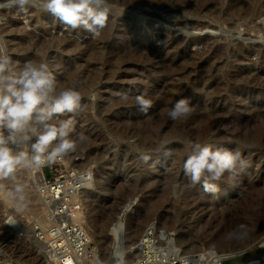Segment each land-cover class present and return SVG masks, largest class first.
Wrapping results in <instances>:
<instances>
[{
    "label": "rangeland",
    "instance_id": "rangeland-1",
    "mask_svg": "<svg viewBox=\"0 0 264 264\" xmlns=\"http://www.w3.org/2000/svg\"><path fill=\"white\" fill-rule=\"evenodd\" d=\"M148 9V7H141L133 9L132 11L127 10L126 13H122L123 10L121 12V9L111 6L109 15V24L111 23L113 26V32L111 33H114L113 35H116L118 31L121 33L122 27L120 26L124 24L142 28L145 24L150 23L149 25L151 28L147 31L148 33L140 36L142 39L137 37L133 39V41L140 44L148 43L154 49L156 48V50L165 48L163 37H166L168 40L171 39L169 40L170 42L181 41L184 42V47L186 44L189 46H187L183 55H196L199 53L200 57H206H203L204 59H202L203 61L206 60V63H210L212 60L211 57L205 54L208 50L213 51V49L215 50L217 47H226L228 54L226 53L225 56H227L224 57L232 63L233 61L230 59L233 58V52L237 51L236 48L238 47H244L251 51L252 54L249 57L250 59L246 58V60H244L245 62L243 61L242 64H234V67L232 66L230 69L228 68L229 70H227L230 71L232 69L231 72L241 73L244 76H246V73H250V75L256 76L255 78L254 76H251V79L256 80L258 77V82H264V78L262 79V77H264V62L262 58L264 55V15H258L254 18L239 17V19L237 16H234L228 17L229 20L227 19L226 21H222L221 19H218L216 15L213 16V14L210 15L209 13V15L205 14L204 18V15H202L200 20L210 25V28L208 27L199 31L193 30L189 26L191 22L198 19H194L197 16L193 17L192 15H185L184 17L183 14L179 15L172 11H168L167 13V11L159 12ZM177 15H179V17ZM10 22H14L16 26H11ZM179 27H183V29L180 31ZM259 29L262 32H260ZM28 36L38 40L43 39L42 42L48 44L56 40H63V42L67 41L69 43L74 42V44L78 45L80 48L79 51L84 50L86 47H95L101 52L104 51V46L101 41L102 33L99 36L94 37L91 33L82 29H78L74 32L66 31L64 26L58 23L57 19H55L51 14L41 11L39 7L30 9L28 15L17 14L16 10L12 9L11 13L7 15L6 23L0 25V42H3L6 45L8 54L12 56L14 61L19 58L17 59V61L20 62V64L17 65L18 68L22 67L25 61L30 60V56H27V53H25L24 49H21L22 46L20 45V39ZM115 42L113 44L114 47L117 48L119 45L120 46L118 48L125 47V42L117 41V44ZM205 47L206 50L204 49ZM71 49L73 50L74 48ZM202 49L204 53H202ZM31 52H34V55L37 54L33 48L29 50L28 53ZM177 55L181 56L182 53L181 55ZM75 60H80L78 52L68 53L64 51L58 53L54 51V49L48 50L46 56L43 58V61H47L50 64L53 73L59 82L66 79V74L60 67L57 66V64L59 62L71 63ZM243 64L246 65L244 66ZM116 70L117 69L113 70L114 72H111L108 75L110 81L107 79L108 77H104V75L101 76V79H99L100 81L97 79L98 81L96 80V83L92 88V94L90 93L88 96L82 95L84 96L82 99H91L90 102L95 101L96 103L102 104L106 101L104 99H107L109 94L115 96L118 92L128 91L131 93L133 90L142 88L143 85L141 82L145 79V75L143 73L132 75V72H126L125 68H122L123 71L121 69ZM203 71L205 70H202L200 73V82H198L199 80L197 78L193 81V83L206 87V85L210 83V79H207V77L205 78V72ZM123 72L124 74H122ZM85 73L86 72L80 73L78 78L80 77L79 79L82 81L86 80L85 78L87 74ZM112 73H114L116 77ZM202 75L205 79L202 78ZM132 79L136 82L131 83ZM147 80H144L145 84ZM127 81L131 84L129 82L127 83ZM258 82V86L256 87L257 90L249 89L244 93L246 95H244V99L246 101L244 102L243 100L242 105L250 103V105L255 107L259 106L263 112L264 84L263 82H259L262 84H259ZM113 85L115 86V90L113 89ZM259 87H262L263 89ZM237 92H240V90ZM103 96H106V98ZM157 96L159 97L160 94H157ZM217 102L218 103L216 104L219 106L224 104L221 100H217ZM101 109L95 106L91 107L88 111V115H91L93 121L90 127L94 128L95 131H97L98 136L106 142L107 145H104L105 147H91V149L79 144L76 152L70 153L63 160L52 165L32 170L19 169L17 173V180L15 182L0 178V264H47V257L41 252V250H37L38 248L36 243V239L42 242L47 241L46 234H48V231L53 225L50 219L52 209L46 201V188L50 186L52 187L57 183L64 184L66 182L72 188L81 180L82 173L89 172L87 170H90L89 173H91V177L93 179L91 183V186L93 187L92 190L94 192L93 196H99V198H101L100 201L107 204L109 207L108 212L106 213V220L110 219L114 215L121 201L134 199L136 203L140 205L137 213L135 214L139 218H137L139 221H137V225L139 224L140 231L147 225L151 224V230L149 232H151L152 235L158 236L156 228H158L160 232H164L165 235L173 234L174 238L176 235L181 237L183 232H186L188 234H186L188 238L184 240L185 243L183 244L189 245V247L192 246L194 250L190 247L191 252L204 249L205 247H208L209 244L213 246V242L215 243L214 247L216 248L214 251L212 250L213 252L217 250V253L219 252L221 254L235 252L234 255L231 254L229 257L225 256V258L221 259L222 262L219 264H264V237L261 241L249 245L248 247L236 246L233 248L231 247L230 250V246L243 243L246 240L245 237L240 238V240L233 244L227 246L222 245L224 247L226 246L225 248L218 247L221 246V244H226L225 238L229 235V233L237 230V227L240 224V218L244 216V210L248 205L247 203L250 202L248 200L252 197L251 194L253 191L251 189H253V187L264 188V186H262L264 185V138L258 146H251L250 153L243 155V157L248 161V166L240 171L239 176L233 181L228 182L225 180L223 183H220L219 186L221 187L218 195L213 196L209 193H205L202 186L199 185L193 189L191 188L190 193L185 195L189 188L184 187V185L188 184V180L185 178L183 165L174 170L170 166V162L173 159L172 157L177 155L174 151L175 148L180 146V144L181 146H187L188 144L183 142L181 143L179 139H174L162 143V148L160 147V150L157 152H153L151 150L145 151L142 148L140 149L138 146L139 139L137 137H132L131 134L124 133L122 125L103 121L105 115L103 108ZM127 112H129V110H125L124 108L119 110V113H121L120 116H124ZM138 114V118L145 115V113L140 110L138 111ZM261 124L263 123L259 121V123L254 126L251 124L249 128H246L247 130H245V128L242 129L246 132ZM86 125L87 124L76 120V131L72 134V138L75 139L77 137V134H79L78 131H86V129L89 128V126ZM243 127H245V125ZM192 145L194 144L191 143L188 146L192 147ZM241 148L240 144H232L230 145V148L228 147V149H232L233 151H240ZM123 150L125 152V157L115 158L116 155L118 153H122ZM168 150H172V154L163 155V153ZM152 153H155L158 156L160 155V157L156 158V160L152 158L147 162V164H145L141 160V156L150 155ZM39 170L43 176L42 179L38 180L35 177V173ZM171 177L172 179H170ZM166 179L168 181L171 180L172 182L169 188H164V185L167 183ZM185 179L186 181H184ZM18 185L21 187L22 193L25 196L23 206L18 199L10 198L8 195V192L15 191ZM177 185H180V187H177ZM33 187L35 188L33 189ZM105 187H109V189H107L108 191L102 190V188L104 189ZM156 188L158 189L156 190ZM119 190L122 195L117 196L115 192H118ZM152 190L156 192L153 193ZM192 190L194 191L192 192ZM202 195L204 196L202 197ZM86 201L90 209L95 207L99 211L101 206L98 205L97 202H94L92 197L86 198ZM154 201L159 202L158 205L157 203H154ZM44 210H46V213L42 215L40 212L43 213ZM177 213H180L179 217H176ZM92 215L94 216V212ZM11 218L13 220L17 219L16 221H19V223L24 225L25 228L28 226L26 231H31L29 228L31 227L35 233L27 234L22 231L19 232L13 227L14 221L11 220ZM211 222L214 223V225H212V231H206L209 227V223ZM189 235H191L190 238ZM32 236H35L36 239H33ZM143 238H145V235ZM232 249H235L233 250L234 252ZM222 250L229 252H220ZM239 250L241 251L239 252ZM188 255L192 256L194 254ZM173 258L167 261H161L162 259H158L157 261H165L166 264H187L186 257L183 260H178L176 257L174 258L176 260H173ZM252 260H254V262Z\"/></svg>",
    "mask_w": 264,
    "mask_h": 264
},
{
    "label": "bare ground",
    "instance_id": "bare-ground-1",
    "mask_svg": "<svg viewBox=\"0 0 264 264\" xmlns=\"http://www.w3.org/2000/svg\"><path fill=\"white\" fill-rule=\"evenodd\" d=\"M110 3L111 6H115L116 8L121 9V12L123 10L122 13H126L127 10L132 11L133 9L136 8L148 7L152 11L153 10L159 12L167 11V13L168 11L170 12L172 11L179 15L183 14L184 17L185 15H192L193 17L197 16L194 19L197 18L198 19L196 21L191 22L189 26L191 27V29L199 30V31L206 29L210 26L204 21L200 20L202 15H204L203 16L204 18L205 14L209 15V13L210 15L213 14V16L216 15V17L218 19H221L222 21L223 20L226 21L228 17H234V16H237L239 19V17L254 18L258 15H264V0H246V1L243 0H110ZM11 11L12 10L3 11V12L4 14L8 15L11 13ZM179 15L177 16L179 17ZM10 23L11 26L13 27L16 26L14 22H10ZM58 23L61 24L59 20ZM149 24H145L142 28H138L134 25L131 26L128 24H124L120 26L122 27L121 33L118 31V33L116 32L117 33L116 35H113L114 33L113 34L111 33L113 32L112 31L113 26L111 23L110 24L108 23V26L102 32L101 41H102V45L104 46V51L102 52L97 50L95 47L93 48L86 47L84 50L79 51L80 48L78 47V45L74 44V42H70V43L67 41L63 42V40L52 41V43L48 44L42 42L43 39L38 40L35 38H31L29 36L20 39L21 40L20 45L22 46L21 49H24L25 53H27V56H30L29 57L30 60L43 61V58L46 56V53L50 49H54V51L58 53L64 51L68 53L78 52V54L80 55V60H75L72 61L71 63L59 62L57 66L60 67L63 70V72L66 74V79L64 81L62 80L60 81L61 87H77L81 91L82 95L88 96V94L90 93L92 94L93 92L92 88L95 85L96 80L101 79L102 75H104V77L105 76L108 77V75L111 72H114L113 70L115 69L122 70V68H125L126 72L130 71L132 72V75L143 73L145 75L144 80L148 79L146 81V84L142 79L143 80L141 82L143 85L142 88L138 90L137 89L133 90V92L130 93V99L128 101H121L118 95L115 96L113 95L114 96L113 97L110 94L108 95L107 99H104L106 100L104 103L101 102L102 104L96 103L94 101L96 103L95 104L93 101L90 102L91 99L86 100V98H83L82 104H86L87 107L84 111L79 112L74 117L75 121L76 120L81 121L84 124H87L86 126H89V128L86 129V131H78V133H82L86 137V140L81 144L88 148L91 147L100 148V146L105 147L104 145H107L106 142L102 140L100 136H98L97 131H95L94 128L90 127L93 121L91 115L90 114L88 115V111L91 107L94 106L98 107L99 109L103 108V112L105 115L103 118L104 122L118 123L122 125L124 133L131 134L132 137H137L139 139L138 141L139 148L140 149L142 148L145 151L151 150L153 152L155 151L157 152L160 150L161 145H163L162 143L174 139L176 140L179 139L181 143L183 142L188 145L191 143L192 144L198 143L201 145L211 144L213 146L225 147L227 149L228 147L230 148V145L232 144H240V146L242 147L240 149L242 155H246L250 153L251 146L253 145L258 146L259 144H261V141L264 138V126H263L264 111L262 112L259 106L255 107L253 105H250V103L246 105L244 104L242 105L243 100L244 102L246 101L244 99V95H245L244 93L247 92V90L249 89L257 90L256 87L258 86L257 82L259 79L258 77L256 80L251 79L250 77L252 75H250V73L249 74L246 73L245 74L246 76H244L241 73L231 72L232 69L228 71L234 64L237 65L242 64L243 61L246 60V58H249L252 54L251 51L247 50L244 47L236 48L237 51L233 52L234 55L232 54L233 55L232 57L234 59L233 58L230 59L231 61H233L231 63L225 58L227 56V55L225 56V54L228 52L227 48L225 47L226 48L225 49V48L217 47L215 48V50L213 49V51L208 50L205 52L207 56L212 58V60L210 59L211 60L210 63H206L205 62L206 60L205 61L202 60L204 59L203 57L205 56L200 57L199 53H197L199 55L197 54L183 55L188 45L186 44L184 47L183 46L184 42L181 41H180L181 43L179 41L170 42L169 40L171 39L168 40L166 37H163L164 39L166 38L165 40L163 39L165 48L160 50L158 49L156 50V48L154 49L148 43L140 44L136 41H133V39L146 35V33H148L147 31L150 30L151 28ZM179 28L180 31L183 29V27H179ZM260 32L262 31L260 30ZM115 41L125 42V47L118 48L120 46L119 44L117 48L114 47L113 44ZM32 48L34 51L37 52V54L34 55V52L28 53L29 50H31ZM71 48L74 49L72 50ZM204 49L206 50V47ZM202 53H204V51ZM177 54H180L181 56ZM262 58L264 62V55L262 56ZM202 70H205L203 71L205 72L204 73L205 78L207 77V79L208 78L210 79L209 80L210 83H208L206 87L205 86L202 87V85L200 86L199 84L193 83V81L196 80L197 78L199 80V77H201L200 73L202 72ZM82 72H86L85 74H87L85 78L86 80L83 81L79 79L80 77L78 78L79 74ZM124 72L122 74H124ZM114 75H110V76H114ZM255 77L256 76H254V78ZM263 78L264 77H262V79ZM107 79H109V77ZM134 79H132L131 83L136 82L133 81ZM128 82L129 81H127V83ZM198 82H200V80ZM259 82H263V81H259ZM114 88L115 86L113 87V89ZM145 88L148 89L149 96L153 99L154 104L153 107L149 109L148 113L143 115V117L138 118L137 115H139L138 114L139 108L138 106L135 105V101L132 97L138 95ZM239 90L240 92H237ZM157 94H160V96L158 97ZM104 98H106V96ZM182 98H189L191 101V105L195 107V111L187 120L174 122L169 119L167 111L174 105V103L177 100ZM217 100L219 101L221 100L224 104L222 103L223 105L220 106L217 105L216 104L218 103ZM121 108L122 109L124 108L125 110L126 109L129 110V112H127L124 116H120L122 112L119 113V110H121ZM259 121L263 124L259 126L256 125L257 127H253L249 131L246 132L243 131L244 129L242 128H245V130H247L246 128L247 127L249 128L251 124L254 126L255 124H258ZM244 125L245 127H243ZM188 145L181 146L180 144V146H177V148H175L174 151L176 152L177 155L172 157L173 159L170 162V166L174 170L182 166L188 154H190L191 147ZM124 153L125 152L123 150V152L120 154L118 153L115 158L117 157L124 158L125 157ZM165 153H163V155H166ZM150 156L151 159L153 158L155 160L156 158L160 157V155L158 156L155 153L150 154ZM87 171L90 172V170ZM89 172L82 173L81 180L78 182L77 186H73L71 188V186H69L67 182L63 184L64 196L66 197L67 195H71L72 197V203L69 207L70 211L68 212L67 215V219H68L67 221L76 225H81L85 234L87 235L89 243L86 247V259H96V260L99 259L105 262L111 258L113 245L116 240L114 225L116 224L122 225L123 235L121 236V240L123 241L124 248L126 249L125 259L127 261V264L128 263L135 264L143 256V252L141 251V246L143 242L142 239L144 235L146 236V234L150 231L151 224L147 225L146 227L144 226L145 228L141 229L140 231L139 224L137 225V223L139 222L138 221L139 218L135 215L140 205L137 204L134 199L121 201L114 215L110 219L106 220V213L108 212L109 207L107 206V204L100 201L101 198H99V196L98 197H96L95 195L93 196L94 192L92 190L93 187L91 186L93 179L91 177V173ZM42 176L43 175L41 174L40 170L35 173V177L38 180L42 179ZM170 179H172V177ZM186 179L184 181H186ZM171 183H172L171 180L170 181L167 180V183L164 185V188H169ZM35 187H33V189ZM107 189H109V187H105L104 189L102 188V190L104 191H108ZM157 189L158 188H156V190ZM120 190L118 191L120 193L115 192L117 196L122 195ZM194 190H192V192ZM251 190L253 191L251 194L252 197L248 200L250 202L247 203L248 205L243 213L244 216L240 218V224H239L246 226V230H247V236H245L246 240L241 244L230 246V250L231 247L233 248L236 246L248 247L249 245L261 241L264 237V188L253 187V189ZM190 191L191 188L188 189L185 195H188ZM152 192L155 193L156 191L152 190ZM203 196L204 195H202V197ZM89 197H92L94 202H97L98 205L101 206L99 211L95 207L91 209L89 208L86 201V198ZM154 203H157L158 205L159 202L154 201ZM93 212H94V216L92 215ZM40 213L44 215L46 213V210H44L43 213L42 212ZM179 215L180 213H177L176 217L177 216L179 217ZM11 220L13 219L11 218ZM16 220H13L14 221L13 227L16 230H18L19 232L21 231L25 232L27 234L35 233L33 232L34 230L31 227H29L31 231L29 232L26 231L27 230L26 228L28 226L25 228L24 225L20 224L19 221ZM212 225H214V223L212 222L209 223V227L206 231H210V230L212 231ZM156 230L158 234L157 238L160 242L158 248H162L164 251V257L161 258L162 259L161 261L163 260L167 261L172 259L173 257L178 258V260H183L186 257L187 264L190 263L219 264L222 262L221 259L225 258V256L229 257V255L231 254L234 255L235 253L233 251L235 249H232L234 253H227L229 251L227 252L224 251L225 250L224 248L227 245L233 244L236 241L240 240V238H238L239 233L237 231L238 230L237 227V230H235L232 233H229V235L225 238L226 244H221V246H218L219 248H222L224 247L222 245H226L223 248L224 250L220 252H226L227 254L225 253L221 254L219 252L217 253L218 250L213 252L216 249L214 247L215 244L214 242L212 243L213 246L209 244V246L205 247L204 249L191 252L190 247L192 248V250H194V248L192 246L189 247V245L183 244L185 243L184 240L188 238V236H186L187 234L186 232H183L181 237H178L176 235L177 237L175 236L174 238L173 234L168 235L165 231V233L167 234L165 235L164 232H160L158 228H156ZM230 234H234V235H230ZM190 236L191 235H189V238ZM34 238L36 239L35 236L33 237V239ZM36 240H37L36 243L38 248L37 250H41V252L45 254V256L47 257L46 259L47 264H61L57 255L55 253H51L52 246L49 241L42 242V241H38V239ZM240 251L241 250H239V252ZM188 254H194V255L189 256ZM174 258L173 260H176ZM165 261L161 263L159 262V264H166ZM252 261L254 262V260ZM71 262L72 261L70 259L64 260V264H71ZM153 264H157V263H153Z\"/></svg>",
    "mask_w": 264,
    "mask_h": 264
},
{
    "label": "clouds",
    "instance_id": "clouds-1",
    "mask_svg": "<svg viewBox=\"0 0 264 264\" xmlns=\"http://www.w3.org/2000/svg\"><path fill=\"white\" fill-rule=\"evenodd\" d=\"M39 7L63 24L66 31L82 29L99 36L109 23L110 0H0V10L15 9L17 14L28 15L30 9ZM7 15L0 11V25ZM0 42V178L15 182L19 169H40L63 160L77 151L86 137L79 133L75 139V115L86 109L77 87H61L47 61L28 60L17 67ZM121 101L130 99V92H119ZM139 110L148 113L154 101L148 89L132 97ZM195 111L189 98L177 100L168 109L172 121H185ZM166 155H171L168 150ZM150 155L141 156L147 164ZM248 161L239 150L211 144H194L183 164L188 180L186 188L201 185L205 193L213 196L220 192V183L235 180ZM227 174V176L225 175ZM180 187V185H177ZM10 198L18 199L23 206L25 196L18 185L9 191ZM116 240L108 261L96 264H127L121 236L123 226L114 225ZM238 238L247 236L246 226H238ZM234 235V234H230Z\"/></svg>",
    "mask_w": 264,
    "mask_h": 264
},
{
    "label": "built area",
    "instance_id": "built-area-1",
    "mask_svg": "<svg viewBox=\"0 0 264 264\" xmlns=\"http://www.w3.org/2000/svg\"><path fill=\"white\" fill-rule=\"evenodd\" d=\"M63 187V184L57 183L52 187L46 188L45 192L47 195L46 201L52 209L50 219L53 225L48 234L45 233L47 241L52 246L51 253L57 255L61 264H64L65 259H70L72 261L71 264H96V259H86V247L89 242L81 225L67 221L72 197L71 195L64 196ZM142 240L141 251L143 256L135 264H159L157 260L164 257V251L162 248H158L160 242L157 235H152L151 232H148Z\"/></svg>",
    "mask_w": 264,
    "mask_h": 264
}]
</instances>
